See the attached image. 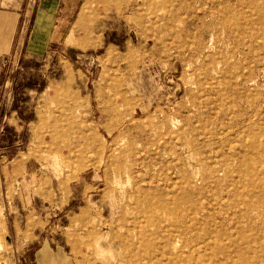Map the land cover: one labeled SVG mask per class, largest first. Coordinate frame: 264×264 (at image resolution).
Listing matches in <instances>:
<instances>
[{
  "label": "rangeland",
  "instance_id": "rangeland-1",
  "mask_svg": "<svg viewBox=\"0 0 264 264\" xmlns=\"http://www.w3.org/2000/svg\"><path fill=\"white\" fill-rule=\"evenodd\" d=\"M66 4L65 34L1 69L0 263L117 264L113 157L130 138L161 145L143 169L138 225L125 223L133 232L160 240L147 216L162 198L167 227L190 225L176 264H264V156L243 146L264 137V0ZM153 254L136 259L153 264Z\"/></svg>",
  "mask_w": 264,
  "mask_h": 264
},
{
  "label": "bare ground",
  "instance_id": "bare-ground-1",
  "mask_svg": "<svg viewBox=\"0 0 264 264\" xmlns=\"http://www.w3.org/2000/svg\"><path fill=\"white\" fill-rule=\"evenodd\" d=\"M126 121H127L126 118L122 119L118 123L117 127H113L109 129V134H113V130L115 128L122 126ZM139 131L144 136L146 137L148 136L145 127L140 126ZM87 138L90 140V142H92L96 140V134L92 132V134L88 136ZM156 140L161 141L160 139H156ZM155 145H156V149L157 148L160 149L159 148L161 147L160 142H155V143L151 141L140 142V141H136L135 139L128 138L127 140L123 142V145L120 147L116 155L115 154L110 155L112 157L115 155L113 157L116 161L115 169H114V172H115L114 182H115L116 189H118L120 193L119 195L116 194L115 196H113L112 204L114 205V208L118 209L117 212L120 213V219L123 222L122 226L120 227L121 229L120 233H118L119 245L122 248V253L120 254V256L116 257L117 264H142L140 263L139 260L136 259V257L141 251L146 250V249L147 250L151 249L154 253L152 255L153 257L149 259V262L154 260L153 264H176L178 258L181 256V251L183 250L184 247L188 246L187 235L189 234V231H190L189 221L186 218H183L182 219L183 221L181 223L176 224V223L171 222V224L167 227L166 223L164 222H166L168 217H171V216L167 217L166 215L171 214L172 212H170V206L162 198L153 200L152 202L148 203V207L152 208L149 210L152 214L147 216V222L149 223L150 226H153L152 228L153 231L151 233L149 232V235H152L155 239L160 238L159 241L155 243L149 242L147 240L148 231L146 229H141L139 230L138 233H135L132 231L131 227L125 224L128 222H133L134 227L138 225V222H139L138 213L141 212L139 202H140V199L143 200L141 192H143V190H147L146 183H144L146 178L143 177L144 175L143 169L146 167H149L150 165H153L152 162L148 164V161L152 160V154L154 153L153 148L155 147ZM243 146L246 147V151L249 153V155L251 154L250 155L251 157L254 156L255 154L264 156V137L263 136L261 137L255 136L253 141L249 142L248 145L244 144ZM156 149H155V152L157 153L158 150ZM185 149L186 148H184V151H185L184 153L187 152V150ZM163 150H166V148H163ZM191 155L192 154H190V156ZM240 167L241 165L239 166V168ZM183 172H184V176L186 177L187 172L185 170ZM251 198H252V201H254L253 197ZM133 204L136 205L137 207L135 208ZM131 206L135 208V211H131L130 209ZM247 206L248 207L243 209L240 215L242 217V221H246L248 224L251 225L256 221V218L253 213L255 208H252L253 205H247ZM155 209L160 210L161 212L160 213L157 212L156 214L155 212H153ZM190 211L192 210L190 209ZM132 212H134L133 213L134 215H132L129 218L128 214H132ZM225 219L226 220L228 219L229 221L231 220V223H235L234 218L231 216ZM261 221L264 224V220L262 219ZM238 224L239 223H237V225ZM113 229H114V226H111V230ZM262 231H264V226L262 227ZM230 236L233 239L236 238L235 233H230ZM206 240L207 239H205L202 242V245L198 248V253L203 254L201 258H205L206 256L204 252L205 250L212 248L210 241H206ZM143 264H150V263H143ZM194 264H204V262L200 261Z\"/></svg>",
  "mask_w": 264,
  "mask_h": 264
},
{
  "label": "crops",
  "instance_id": "crops-1",
  "mask_svg": "<svg viewBox=\"0 0 264 264\" xmlns=\"http://www.w3.org/2000/svg\"><path fill=\"white\" fill-rule=\"evenodd\" d=\"M67 1L78 4L80 0ZM23 8H19L17 0H0V71L3 65L11 66L18 50L42 56L49 47L50 35L65 34L62 25L66 11L71 12L74 5L69 8L66 0H26ZM34 33L40 39H34ZM1 74L2 71L0 82H7Z\"/></svg>",
  "mask_w": 264,
  "mask_h": 264
}]
</instances>
